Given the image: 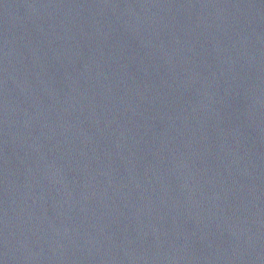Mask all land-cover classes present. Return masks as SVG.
<instances>
[{"label":"water","instance_id":"1","mask_svg":"<svg viewBox=\"0 0 264 264\" xmlns=\"http://www.w3.org/2000/svg\"><path fill=\"white\" fill-rule=\"evenodd\" d=\"M0 264H264V0H0Z\"/></svg>","mask_w":264,"mask_h":264}]
</instances>
